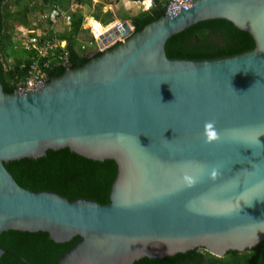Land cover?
Returning <instances> with one entry per match:
<instances>
[{"label": "water", "instance_id": "water-1", "mask_svg": "<svg viewBox=\"0 0 264 264\" xmlns=\"http://www.w3.org/2000/svg\"><path fill=\"white\" fill-rule=\"evenodd\" d=\"M217 19L255 48L166 56L171 36ZM208 122L219 136L210 143ZM62 148L116 162L109 204L29 190L4 167ZM8 230L79 237L58 264H135L195 249L225 258L263 243L264 0H193L39 92L0 85V234Z\"/></svg>", "mask_w": 264, "mask_h": 264}, {"label": "trees", "instance_id": "trees-1", "mask_svg": "<svg viewBox=\"0 0 264 264\" xmlns=\"http://www.w3.org/2000/svg\"><path fill=\"white\" fill-rule=\"evenodd\" d=\"M9 0H0V85L6 94H14L17 84L29 77L28 68L37 51L27 48L20 50L12 42L15 34L11 19L16 18L7 7ZM44 7L62 0H43ZM81 5L89 4V0H77ZM149 4L144 11L132 18L135 32H140L145 26L159 20L164 15V0H130ZM138 6V4L130 3ZM68 11V5H61ZM71 27L63 32L62 39L68 40L71 69L83 67L90 60L81 57L77 37L82 29L84 16L80 11L69 14ZM96 17V16H95ZM99 18L98 16L96 17ZM111 19L101 20L109 24ZM25 25L28 21L23 19ZM53 30V29H52ZM102 27L98 40L102 45H108L112 40ZM52 33V31H51ZM110 40V41H109ZM255 48L253 37L239 30L232 22L224 19L199 22L171 36L164 45L168 58L206 60L237 55ZM43 63L54 67L60 49H53ZM58 53V54H57ZM54 54H57L56 56ZM100 54V53H99ZM96 55V57L99 56ZM15 58L14 65L9 67L8 61ZM23 66L26 68L22 69ZM65 69L47 70L50 79L61 77ZM14 83V84H12ZM4 167L17 182L29 190L38 192L49 190L66 196L69 200L77 198L92 199L101 205L109 204L112 183L116 178L118 166L113 160L94 161L71 151L69 148L47 150L45 157L37 159H22L4 163ZM80 240L79 237L67 243H56L46 232H27L8 230L0 234V247L7 252L0 258V264H58L69 249ZM135 264H264V242L245 252H229L225 258H217L205 249L185 254H177L164 259H142Z\"/></svg>", "mask_w": 264, "mask_h": 264}, {"label": "clouds", "instance_id": "clouds-1", "mask_svg": "<svg viewBox=\"0 0 264 264\" xmlns=\"http://www.w3.org/2000/svg\"><path fill=\"white\" fill-rule=\"evenodd\" d=\"M129 1L130 0H126L125 3H127L129 5ZM132 2H136V3H139L140 5H142L143 12L144 11H148V9H146V10L144 9L145 8V4L144 3L140 2V1H132ZM61 5H68V11L63 9L61 7ZM85 6H88V4L81 5L80 2H78L77 0H62V3H59V2L58 3H53V4H51L49 6V25H50L49 34H43V32H38V34H34L33 35V34H30L29 30H27L28 32L24 33L25 36L28 38V42L25 44V48L29 49L30 51L32 49L37 51V55L35 57H33L32 64L28 68V73H30L31 67L34 65L35 61H37V63L40 66H44L45 64H48L49 68L46 69V71H45V73L47 75V78H48V82H49L50 78L48 77L47 70H49V69L53 70L55 68H61V69H65V71H66L67 69H71L70 59H69V66L68 67L58 66V64H59L58 59H59V56H60V54L62 52L67 50L69 52V56L71 54L70 50L68 49V40L61 38V36L63 35V32H65L66 30H68L71 27V19L69 17L70 13H73V12H76V11H80L82 13V15L84 16L81 32H85L84 34H87L88 37L83 39L82 37H80V35H78V37L76 39H77V42L79 43V46H80V50L78 51L79 55L81 57L89 58L90 60L92 58L96 57L97 54L100 53L99 55H101L106 50H110V49L116 47L117 45H119L120 43L126 42L129 39V37H131L134 33H136L135 32V27H134V25L132 23V18L131 19H129L128 17L122 18V17L116 16V15H113V17H112V16H110L111 10H108V11L105 10L106 12L104 13V17H99V15H98L99 18L97 19L95 16H92V15L89 14L90 13L89 10L88 11L86 10L85 12H83V10L85 9ZM55 7H58L67 16V18H63V19L61 18V20H68L67 26L63 27L64 30L61 29V28H56L50 22V13ZM99 11H100V7L98 8V12ZM164 12H165V10H164ZM128 13H129V11H128ZM41 16H44V14L41 15ZM91 17L94 18L96 21H98L103 27L108 29V31H106V35H108V37L112 40V42H114L116 40V43L113 46L106 48L102 52H97L96 46H93L95 48L92 49V50H91V48H88L87 49L88 53H85L82 50V48H81L82 45L87 43V40L91 39V37H92V34H91L90 30H93V28L92 27H85L86 20L88 18H91ZM133 18H135V17H133ZM104 19H106V20L111 19L112 22L110 21L111 23H109V24H103L101 22V20H104ZM61 20H60V24H63V22ZM69 23H70V25H69ZM125 24L128 25V29L125 28V26H124ZM35 25L38 26V23L37 24L35 23ZM68 25H69V27H68ZM38 28H37V30H39ZM40 28H41L42 31H44V26H41ZM51 31H52V33H51ZM34 38H37L39 40L40 45L37 44L36 47H35V44L33 42H31ZM54 38L59 39L58 41H60V42L65 41L66 42V47H65V49H62L60 47L56 48V49H60V52H59V55L57 56V61H56L55 65H54V67H51L49 63H43V60L48 57V55H49V53L51 51L54 53L53 49L47 50V53L45 55H42L40 53V49L44 48L42 46H45V42L47 40H52ZM98 45H102V44L98 41ZM102 46H106V45H102ZM57 54H54V55L56 56ZM90 54H93V56L90 57ZM14 60H15V58H10L9 60L7 59V61H10L9 67H12V65H14ZM24 68H26V66L22 67V69H24ZM204 137H205V142L206 143H210V142H213V141H216V140L219 139L218 133H217V131L215 129L214 122H208V123L205 124V126H204ZM185 179L188 181L189 184L192 183V181L190 179H188L187 177H185Z\"/></svg>", "mask_w": 264, "mask_h": 264}, {"label": "built area", "instance_id": "built-area-1", "mask_svg": "<svg viewBox=\"0 0 264 264\" xmlns=\"http://www.w3.org/2000/svg\"><path fill=\"white\" fill-rule=\"evenodd\" d=\"M165 1V12L164 15L168 16L172 14L173 12L177 11L178 9L182 8L183 6L187 5L188 3L192 2L193 0H164ZM149 8V4H145V10ZM61 18H67L66 14L61 11L58 7H55L51 13H50V22L58 28V25L60 23ZM92 37L91 39L87 40V43L82 45V50L85 53L87 52L88 48H91L93 46H96L97 52H102L108 47L113 46L116 43V40L112 42L111 44H108L106 46L98 45V39L97 35L93 30H90ZM59 39L54 38L52 40H47L45 42V46H42L44 48L40 49V53L42 55H45L47 53V50L49 49H56L57 47H60L62 49H65L66 42L65 41H58ZM31 42L35 44V47L37 44L40 45L39 40L37 38H34ZM59 64L58 66L61 67H68L69 66V52L65 50L62 52L59 56ZM48 64H45L44 66H40L37 61H35L34 65L31 67L29 77L26 81L20 82L17 84V88L15 90L16 94H22V93H31V92H39L41 91L46 84L48 83V78L45 73L46 69H48Z\"/></svg>", "mask_w": 264, "mask_h": 264}, {"label": "rangeland", "instance_id": "rangeland-1", "mask_svg": "<svg viewBox=\"0 0 264 264\" xmlns=\"http://www.w3.org/2000/svg\"><path fill=\"white\" fill-rule=\"evenodd\" d=\"M7 7L10 13L16 17L14 19H11L10 26H12V30H14L15 34L14 40H12V42H14L15 46L21 48L20 50H24L25 44L28 42V38L24 34L25 32H28L27 30H29L30 34L33 35L38 34V32L49 34V6L44 7L43 0H9L7 3ZM119 12H124V9L122 8ZM126 13L129 14L128 12ZM43 14L44 16H41ZM89 14L97 17L98 10L90 11ZM127 14L126 16H122V18H126ZM23 19H26L28 21L27 25H25ZM61 21L63 22V24L59 23L58 28L63 29V27L67 26L68 20ZM35 23H38V26L35 25ZM92 25L96 29L97 33L101 35L102 26L95 22H93ZM41 26H44V31L41 30ZM37 28L39 30H37ZM79 33L80 37H82L83 39L88 37L87 34H84L85 32L80 31ZM94 48L95 47H91V50ZM8 65H10V61H8Z\"/></svg>", "mask_w": 264, "mask_h": 264}, {"label": "crops", "instance_id": "crops-1", "mask_svg": "<svg viewBox=\"0 0 264 264\" xmlns=\"http://www.w3.org/2000/svg\"><path fill=\"white\" fill-rule=\"evenodd\" d=\"M89 1L90 3L88 4V6H85V9L83 10V12H85L86 10L87 11L88 10L89 11L98 10V8L100 7V11L98 12L99 17H104V13L108 10H111L110 16L112 17L113 15H116L119 17L126 16L127 14L126 12L129 11V14H127V17L129 19L136 17L143 12L142 5L136 2H132V1H129V5L125 3L126 0H110V1L109 0H89ZM130 3H134V4L136 3L138 4V6L132 5ZM122 8L124 9V12H119ZM93 22L100 24L98 21H96L94 18L91 17L86 20L85 27H92L97 35L98 34L97 31L92 25Z\"/></svg>", "mask_w": 264, "mask_h": 264}]
</instances>
